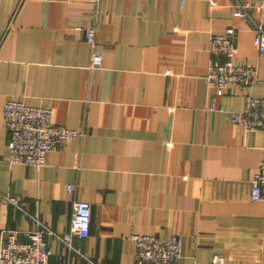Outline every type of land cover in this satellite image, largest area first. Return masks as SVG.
<instances>
[{
	"label": "crops",
	"instance_id": "obj_1",
	"mask_svg": "<svg viewBox=\"0 0 264 264\" xmlns=\"http://www.w3.org/2000/svg\"><path fill=\"white\" fill-rule=\"evenodd\" d=\"M259 1L0 0V241L42 225L48 264H134L132 235H177L179 264H264V201L250 195L264 131L230 119L246 95L264 98V52L233 15ZM228 28L256 76L216 96L206 47ZM9 99L48 107L77 136L43 167L10 163ZM75 200L90 203V228L68 246Z\"/></svg>",
	"mask_w": 264,
	"mask_h": 264
},
{
	"label": "built area",
	"instance_id": "obj_2",
	"mask_svg": "<svg viewBox=\"0 0 264 264\" xmlns=\"http://www.w3.org/2000/svg\"><path fill=\"white\" fill-rule=\"evenodd\" d=\"M98 3L99 0H90ZM184 0H181L183 3ZM256 11L264 18V0L258 3H240L233 15L252 22L254 26V44L260 53L264 52V27L257 24L251 12ZM86 39L94 43V29L86 30ZM206 50L210 56L206 76L214 95L220 96L233 86L248 87L256 76V69L246 61H237V47L234 30L226 29L223 33L212 35ZM102 65V55L93 53L90 66L98 68ZM4 127L9 135V161L36 168L43 167L48 153L67 145L77 132L51 121L48 107L26 106L19 100L5 101L2 109ZM232 122L246 131H264V98L246 95L241 111L230 113ZM70 191V187L67 188ZM251 199L264 201V160L261 161L254 174L251 186ZM2 199L13 206L17 201L13 197L2 196ZM91 205L87 201L75 200L72 203L69 231L58 237L69 246L72 237L85 238L89 234ZM19 234L27 239L18 240ZM52 234L40 225L36 230L20 233L10 231L5 242L0 241V264H48L51 250L45 237ZM134 243V264H179L181 258V241L177 235L161 239L145 234L131 236ZM210 264H222L220 255H214Z\"/></svg>",
	"mask_w": 264,
	"mask_h": 264
}]
</instances>
